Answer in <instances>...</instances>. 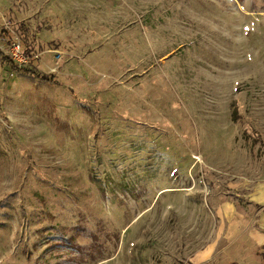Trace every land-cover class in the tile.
Wrapping results in <instances>:
<instances>
[{
    "label": "rangeland",
    "instance_id": "374dc122",
    "mask_svg": "<svg viewBox=\"0 0 264 264\" xmlns=\"http://www.w3.org/2000/svg\"><path fill=\"white\" fill-rule=\"evenodd\" d=\"M15 34L0 264L237 263L197 255L264 182V0H0Z\"/></svg>",
    "mask_w": 264,
    "mask_h": 264
},
{
    "label": "crops",
    "instance_id": "0c3cea01",
    "mask_svg": "<svg viewBox=\"0 0 264 264\" xmlns=\"http://www.w3.org/2000/svg\"><path fill=\"white\" fill-rule=\"evenodd\" d=\"M250 202V208H257L253 212L252 209L248 212L241 210L232 202L220 205L218 217L223 223L220 235L199 252L198 258L228 263L233 256L232 262L239 263L235 258H244L246 253L254 252L257 253L255 256H260L261 246L264 245V182L257 185ZM224 220L227 221L225 225Z\"/></svg>",
    "mask_w": 264,
    "mask_h": 264
},
{
    "label": "built area",
    "instance_id": "2783aa9c",
    "mask_svg": "<svg viewBox=\"0 0 264 264\" xmlns=\"http://www.w3.org/2000/svg\"><path fill=\"white\" fill-rule=\"evenodd\" d=\"M26 49L27 46H25V41L22 39V37L15 34L11 45L12 60L18 63H25L30 56L39 55V53L35 52L34 54V52H31L29 56L26 54ZM58 56H60V54H58Z\"/></svg>",
    "mask_w": 264,
    "mask_h": 264
},
{
    "label": "trees",
    "instance_id": "16d2710c",
    "mask_svg": "<svg viewBox=\"0 0 264 264\" xmlns=\"http://www.w3.org/2000/svg\"><path fill=\"white\" fill-rule=\"evenodd\" d=\"M0 56L3 60H5L9 65H11L13 68H16V64L14 63V61L12 60L11 57L6 56L5 54L0 52ZM30 74L36 78H38L39 80L42 81H53L52 78H49L46 74L44 73H39V72H35V71H29ZM260 257L262 258V260L264 261V245L261 246V250L259 252ZM231 264H237V263H231Z\"/></svg>",
    "mask_w": 264,
    "mask_h": 264
}]
</instances>
